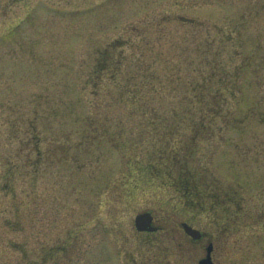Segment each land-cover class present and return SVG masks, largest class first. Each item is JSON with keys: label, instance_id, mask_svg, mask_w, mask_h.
Listing matches in <instances>:
<instances>
[{"label": "rangeland", "instance_id": "obj_1", "mask_svg": "<svg viewBox=\"0 0 264 264\" xmlns=\"http://www.w3.org/2000/svg\"><path fill=\"white\" fill-rule=\"evenodd\" d=\"M221 72L219 120L183 123L175 79ZM211 242L264 264V0H0V264H198Z\"/></svg>", "mask_w": 264, "mask_h": 264}, {"label": "trees", "instance_id": "obj_2", "mask_svg": "<svg viewBox=\"0 0 264 264\" xmlns=\"http://www.w3.org/2000/svg\"><path fill=\"white\" fill-rule=\"evenodd\" d=\"M16 3H28L30 0H14ZM224 34V33H223ZM208 48H210V51L212 53V48L210 46H207ZM204 56H206L203 60V64L206 66V68L209 67H213L215 69V72L217 70H219V68H221V63L223 62V66H225L226 70L229 71V68L227 67V61H229V59H219V61L217 60V56L219 55H213V54H209L208 51H204ZM237 66H240V64H235ZM224 68V67H223ZM221 71V70H220ZM226 72H221V77H219V75L216 74H212L210 77H205L203 76V80L202 83L204 81L207 82V84L205 85H201V82H198L197 76H193V77H187V79H183V77L179 76L177 79H175V81H177L179 83L180 86V90L182 89V93L185 95V101H187L188 103L192 104L193 106L189 107L188 109H186L184 111V113H182L180 115V119L181 121H183V123H186L188 125H192L196 126L199 125L197 124L198 122H202L201 125L205 124V121L207 122H212V120L218 119L220 117V113L222 111L221 109V102L222 101H228V99L234 94L231 93L229 94V97L226 96V92H229L232 88L229 87L234 81L229 79V77H227L225 75ZM202 78V76H201ZM183 82V83H182ZM176 83V82H175ZM235 83H237V81H235L233 84L235 86ZM177 84V83H176ZM97 88H99V85H96ZM96 89V88H95ZM179 90V89H178ZM190 90H192L194 95H191ZM183 94H179L178 96H181ZM201 94H203V99L200 98ZM98 95V94H97ZM166 100V99H165ZM142 102V104H146V102H148V100L146 99L143 101H139ZM145 112L147 113L148 110H145ZM144 112V114H145ZM149 113V112H148ZM147 113V114H148ZM152 116V115H151ZM179 116V115H178ZM163 116L156 117V113H155V117H153L154 120H160L162 119ZM196 124V125H195ZM151 168V169H149ZM153 167L150 166L148 167L145 171H143V173L148 172L149 170H153ZM158 169V170H157ZM166 170V166H163L161 168H158L157 165H155V172L156 175H158L157 173L162 172ZM184 189H187V195H185V197L187 198V202L189 204H195L196 201H191L189 199V197L194 196V194H191L192 191L194 192V190L192 189L191 186L188 185V188L185 186Z\"/></svg>", "mask_w": 264, "mask_h": 264}, {"label": "water", "instance_id": "obj_3", "mask_svg": "<svg viewBox=\"0 0 264 264\" xmlns=\"http://www.w3.org/2000/svg\"><path fill=\"white\" fill-rule=\"evenodd\" d=\"M136 227L139 231H149V232H156L158 230L157 227L153 226V216L151 213H143L137 216L136 218ZM183 229L185 232L193 237L195 240L201 239L202 234L200 231L194 229L192 226L188 225L187 223L182 224ZM213 245H209L207 248V257L202 259L199 264H214L212 261V252H213Z\"/></svg>", "mask_w": 264, "mask_h": 264}, {"label": "flooded vegetation", "instance_id": "obj_4", "mask_svg": "<svg viewBox=\"0 0 264 264\" xmlns=\"http://www.w3.org/2000/svg\"><path fill=\"white\" fill-rule=\"evenodd\" d=\"M202 241V240H201ZM200 241V242H201ZM211 243H213L214 244V251H213V255H212V260H213V262H214V264H215V261H216V258H217V256H216V253H217V247L215 246L216 244L214 243V242H211ZM202 259H200L199 260V262L201 261ZM199 262H198V264H199Z\"/></svg>", "mask_w": 264, "mask_h": 264}]
</instances>
